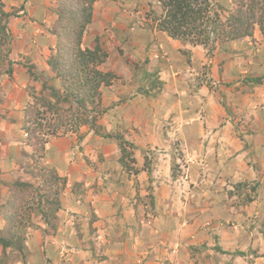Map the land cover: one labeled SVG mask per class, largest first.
Masks as SVG:
<instances>
[{
	"label": "rangeland",
	"instance_id": "1",
	"mask_svg": "<svg viewBox=\"0 0 264 264\" xmlns=\"http://www.w3.org/2000/svg\"><path fill=\"white\" fill-rule=\"evenodd\" d=\"M2 1L4 2L6 11H17L19 14L17 18L12 17L9 23L13 36L11 44L12 53L8 58H5V61L0 62V123H3L2 121L4 120L7 122L5 125L1 126L0 131L4 135L7 134L11 136V133L16 130L11 128L8 120L13 121L19 118L21 119L19 121L21 124L24 119V110L29 102L28 90L34 88L37 95L42 93L41 89L43 83L52 85L56 88L59 86V80L54 78L45 64V58L49 56V49L54 43L53 37L47 32L50 30L55 19V15H51L49 12L50 10L56 9V0ZM28 2H32V5H28ZM98 2L108 3L98 6L99 9H109V12H103L102 16L111 13V9L117 7L119 9L117 14L123 15L122 19H124V21L130 18L131 22L129 23L133 25L136 24L140 28H146L152 24L151 21L146 18V14L150 9L157 15H160L161 12L156 0H99ZM216 2L225 9V12L222 14V20H225L228 12L227 10L232 7L231 0H216ZM43 5L49 8V11H42V15H40L37 11L40 8L43 9ZM108 5H110L109 8ZM25 7L28 11L25 10ZM117 18L116 16L115 19ZM105 19L106 21H102V23H104L102 26L105 27L103 34H101V36H96V27L93 24L90 30H87L85 33V37H87L83 40V46L91 44V39L98 37L101 46L106 51L112 47L114 42L113 29H116V27L112 20V14L107 15ZM125 23L126 22L121 25ZM254 32L256 35L253 33L251 37L243 38L241 41L227 40L226 42L215 43L208 56H206L205 53L209 48L204 50L207 62L201 65L199 69L195 71L189 70L185 73L187 74V77L183 78L184 84L186 83V85H184L186 89L185 94L182 95L180 93L179 95L176 90L174 91V85L172 86L173 91L166 90L168 104H170V99L172 97H178L177 100L182 109L187 107L189 112H193V109L198 112H204L199 118V121H193L192 123L194 127L195 122H197V127L202 131L203 136L196 137L195 141H191V139L184 140L180 135L185 136L187 131L191 134L194 131L191 127L192 124L187 125V122L191 121H172L170 118L164 119L166 121H158V127L153 129L151 135L154 136L157 134L161 136V145H159L157 141L146 144L147 147L142 150V152H146L148 163L146 167L144 162L135 167V169L140 167V169H136V173H146V181L142 178L141 181L143 186L140 190H137V194L141 195V197L148 198V195L152 192L156 201L154 210H147L145 208L143 210L142 208L139 209V216L143 213L145 214L147 211L145 218L150 222H143V225L140 223V228L138 225L137 227L135 225L129 227L126 225L122 227L118 219H113L112 221H109L108 218L100 220L96 217L94 218V214L91 213L86 217L87 219L85 221L78 220L77 222L76 219H73V228L77 225L79 229H84L87 234L89 233V237L93 232H95V234H99V231L103 232L102 228L112 229L118 233H120L119 231L122 229H124V231L131 229L135 231L134 233L136 234L142 233V231H147L148 233L152 231V229L163 231L162 229L168 228L166 223L163 222L165 216L168 217L170 221L176 222H172V226L178 224L179 228L184 229L189 225L186 220L187 217H197V210L202 208L201 204L204 197H209L210 201L207 202H211L209 205H221V209H228L225 212H221L228 216V235H235L233 232H230L229 229L233 230L239 241L243 243L245 241L246 244L249 241L250 246L253 247L249 248L250 251H256V255L250 257L247 260L248 263H245L264 264V31L262 32L255 27ZM121 33L123 34V30ZM44 34H48L47 43L45 41L46 44L42 42V40H44V38H42ZM128 46V43H126L124 51L114 48L113 52L116 53V55L111 58L110 67L108 64L106 66L109 71L111 70L113 73H118L120 78H125L124 80L121 79L119 83L121 85L120 90H125V92L123 95L118 96L116 102L109 103V106L111 105L112 107H114L116 103L120 104L121 102H125L127 98L134 94L128 83L129 78L127 77L128 75L130 76L131 73L125 69L127 68L125 53H128ZM8 60L11 61V65L8 64ZM8 65H10L12 71L11 76L5 74ZM30 65H32L34 73H39V80L36 82L32 81L28 75L26 67ZM136 65L137 69L144 68V63H142V66ZM102 69L104 72L107 71L106 68ZM236 69L238 71L237 73L234 74L231 72ZM42 70L44 73H42ZM123 75L127 76L124 77ZM212 75H214V77ZM238 75H240V77L236 78ZM258 77L263 78L260 84L250 82L251 79ZM114 89L118 91L119 88L116 87ZM122 97H124V100ZM185 99L188 100L189 103L186 102ZM150 100L151 102L155 101L152 99ZM210 105H219L225 113L223 120L227 114L228 117L226 119L232 121H203L204 114L207 112V108ZM99 109L100 111L102 110V114L98 119L101 118L102 121H98V125L102 127L103 131L118 133L126 138V135L130 133L131 129H124L120 122L110 121L106 115H103L107 108L104 106V103L102 105L101 97ZM192 116L193 118L196 117L194 114ZM191 119L192 118H187V120ZM19 126H17L18 129ZM7 128H11L12 132L10 130L8 131ZM3 131H5V133H3ZM227 131L228 141L224 142L223 133ZM16 132L19 134L18 131ZM68 133H72L74 139L71 143L73 148L71 149L73 150L72 154L68 153V158H66L65 161V163L69 165V170L79 171L80 167H84L93 172L99 169L100 172L101 167L106 166H109L113 170L111 167L113 165L111 164H115L119 159H117L119 150L113 141L101 139L97 136L96 137L100 139L99 142L89 141L87 137L95 135L83 126L79 127L76 131H69ZM133 134L135 135L134 132ZM18 137L19 135L17 136V140ZM179 138L183 141H180ZM14 139H16V136ZM1 140H3V138L0 139V156H5L8 153L6 150L7 142L1 143ZM222 143H226L228 147L229 159L232 154L240 156V167L233 168L238 172H233V169H228V191H222L216 194V188L211 189L210 187H213L219 182L215 183L211 178L205 176L200 158L198 156L190 158V155L188 157L187 151L189 153L191 148H194L195 151L200 148L205 150L210 148L217 154L214 158L216 157L218 159L221 153L217 148L220 147ZM235 149L239 150L236 151ZM14 154L15 152L11 151L8 156H13ZM165 154L172 156L171 165L172 163L176 165L175 173L177 179L172 182L169 178L170 184L165 181L166 179L168 180L166 176L167 173L165 172L166 174L163 175L164 169L169 165L170 161V157H166ZM45 161L46 158L44 157L40 165L50 168ZM153 162L158 163L156 172L157 177L161 176L160 183L162 185H157L155 181H152L149 169ZM129 165V167H131L130 169H134V166L131 164ZM0 168H4L5 170L10 169V166L4 162V158H0ZM102 171L100 173H102ZM124 171L127 172V170L122 169V172ZM134 171L135 170H132V172ZM238 174L239 176L237 177ZM120 175L123 176L124 180L126 176L128 178L130 177L128 173H122ZM96 176L98 182L103 183L97 187V192H107L108 190H105V187H107V183L112 182L111 180L113 179L111 176H106V169L104 171V177H106V179L100 174H96L92 177ZM25 178L28 179V177L22 176V179ZM5 183L6 182L0 178V194L3 197L6 195V186H3ZM77 183L79 184L80 182L71 184V192L72 187ZM200 186H202V188H199ZM86 191L85 181H81L79 188L75 189L74 192L76 196L81 195L82 200L83 197L86 196ZM119 191H121L123 195H126L129 200L134 197V190L131 189L130 185L124 189L120 188ZM227 193L228 201L225 202H227L226 205H228V207L224 206L223 203ZM214 200L215 202L213 203ZM127 207L129 206L127 205ZM160 208L162 209V216L159 215L156 217L155 214H160V212H156L158 209L160 210ZM234 212L236 213L234 214L235 217H231ZM177 213L179 215H177ZM92 217L94 220L90 224V219ZM35 218L33 213L30 212L29 222H32V226L41 225L36 222ZM57 219H59V216H57ZM97 220V226L93 228V224ZM195 222L196 221H194V223ZM206 223L205 221L199 223L203 231H206V229H204ZM64 225H66L65 222H63V226ZM208 225L209 224H206L205 227H208ZM32 226L28 227V233L32 230ZM144 226H147V228ZM163 226L164 228H162ZM174 229L176 230V227ZM238 232L242 233V236L238 234ZM218 238V236H214L216 242L214 246H205L202 244L198 246L200 250L199 253L206 252L209 248L212 249H210L211 252L208 254L199 255L200 257L205 256V261H219L216 250H214L218 245ZM236 238L234 241H236ZM228 239V241H233L231 238ZM237 264L242 263L237 262Z\"/></svg>",
	"mask_w": 264,
	"mask_h": 264
},
{
	"label": "crops",
	"instance_id": "2",
	"mask_svg": "<svg viewBox=\"0 0 264 264\" xmlns=\"http://www.w3.org/2000/svg\"><path fill=\"white\" fill-rule=\"evenodd\" d=\"M100 4L108 3L96 2L94 5L93 24L96 27L95 30L97 36H101V34H103L105 27L102 26L104 25L102 21H106L105 17L107 18V15L112 14V20L115 24L114 26L116 27V29H113V45L108 49L109 57L107 58L106 63L100 66V69H107V64L110 67L111 58L116 55V53L113 52L114 48L121 46L122 43H128L129 59H125L127 62V68L125 69L132 74V77L131 74L130 76L123 75L124 77L127 76L129 78L128 83H130L133 78H136V72H133L131 67L132 63L137 60L147 61L146 69L149 71H156L157 73L155 76L163 83L162 88L160 89V95L151 96L149 98L140 94L131 96L127 98L125 102H121L120 104L116 103L114 107L111 105L109 106V103L116 102L118 100V96L124 94L125 90H120L121 85L119 83L121 79L124 80L125 78H120L119 74L115 73L117 77L116 82L102 89V105L104 103V106L107 108L103 115H106L110 121L120 122L124 129H131L130 133L126 135V138L124 136V138L134 145L132 155L134 163H131V165L134 166L135 169L137 165L144 162L142 150L147 147L146 144H151L152 142L157 141L159 142V145H161V136L157 134L154 136L151 135L153 129L158 127V121H166L164 119L170 118L172 121H191L187 122V125H191L193 121H199V118L203 115L204 112L202 113L201 111L198 112L193 109V112H189L187 107L182 109L178 103V97H172L170 99V104H168V99H166V96H168L166 90L173 91L172 86L174 85V91L176 90L179 95L180 93L182 95L185 94L186 89L184 88V85H186V83L184 84L183 79L187 77V74L185 73L189 70L195 71L199 69L201 65H204L207 62V59L204 55V51L200 47L182 46L180 43L168 38L162 32L144 30L136 24H130V18L127 19V21H124V19H122L123 15L117 14L119 11L117 7H113L110 11L111 13L102 16V13L108 11L109 9H99L98 6ZM28 5H32V2H28ZM109 6L110 5H108V8ZM43 7V9H38V14L42 15V11H49V8L44 5ZM25 9L28 11L26 7ZM49 13L53 15L52 12ZM116 16L118 17L117 19H115ZM124 22L126 23L121 25ZM122 30L123 34L121 33ZM47 33H49V31ZM254 35H256V33ZM42 38H44L42 42L45 43L48 39V34H44ZM182 49L190 51L189 64L180 53V50ZM107 71L109 70L107 69ZM231 72L235 74L238 71L236 69ZM42 73H44L43 70ZM35 74L39 76V73ZM212 76L214 77V75ZM239 77L240 75L236 76V78ZM116 87L119 88L118 91L114 89ZM122 99L124 100V97H122ZM150 99L155 101L151 102ZM185 101L189 103L188 100L185 99ZM193 114L196 115L195 118H193ZM224 115L225 113L219 105H210L207 108V112L204 114L203 121H232L230 119H226L228 117L227 114L223 120ZM187 118L192 119L187 120ZM20 120L21 119L19 118L13 121L8 120L11 128L18 131L19 134H17L16 131L12 132L11 128H7L8 131L10 130L12 132L11 136H8L7 134L4 135L0 131V139L3 138L1 143L7 142L6 150L8 152L5 156H0V158H4V162L10 166L9 170H5L4 168L3 170L0 168V178L4 182H11L10 180L13 178H18L22 175L25 176L22 169L29 163V149L23 146V135L17 128V126L20 125ZM98 121H102L101 118L98 119ZM2 122L3 123H0V128L7 123L5 120ZM191 127L194 129L192 134L187 131L185 136L180 135V137L184 140L191 139V141H195L196 137L203 136L202 131H200L197 127V122H195L194 127L193 124ZM3 133H5V131H3ZM18 135L19 137L17 140ZM15 136L16 139H14ZM223 136L224 142L228 141V131L223 133ZM88 139L89 141H96V143L100 140L96 136H88L87 140ZM73 140L72 133H68L51 138L46 145L45 162L48 163L50 168L55 169L60 177H66L67 184L66 188L60 195L61 208L57 214V216H59L57 230L55 233L50 234L49 237H46L43 240L41 235H39V232L32 231L30 233L27 242L29 252L27 264H237V262L246 264L245 258L232 257L228 254V248L229 251H234V249H238V244L244 245V247H246L247 244L245 241L244 243L239 241L237 239L238 237L235 236L236 233L234 231L230 232H233L235 235H228V216L221 213L227 211L228 209H221V205H209L211 204V202L207 203L210 201L209 197H204L201 204V207L204 208L197 210V217H187L186 220L189 225L184 229L179 228L178 224L172 226L173 223L176 222L170 221V219L165 216L163 222L166 223L168 228L162 229L163 231L152 229V231L148 233L147 231H142V233L136 234L134 233L135 231L131 229V231L129 229L127 231L122 229L119 231L120 233H118L112 229L102 228L103 232L99 231V234H95V232H93L89 237V233L87 234L84 229H79L77 225H75L74 229L72 226L73 219H76L77 222L78 220L85 221L87 219L86 217L91 213L94 214V218L96 217L100 220L106 218H108L109 221L118 219L119 222H121L122 225L120 224V226L122 227L126 225L127 227L134 225L137 227L138 225L140 228L141 224L143 225V222L148 220L145 218L147 211L145 214L143 213L139 216V209L142 208L143 210L145 208L147 210H154L156 201L154 198V208L152 209L148 205L144 206L137 200L138 198L143 200L145 199L144 197H141V195L137 194V190H140L143 186L141 181L142 178L146 181V173H136L132 172V170L122 172V167L118 162L111 164L113 166L110 165L113 170L109 166L101 167L100 172L103 170L102 173L99 172V169L93 172L85 169L84 167H80L79 171L69 170V165L65 163V161L66 158H68V153L72 154L73 150L71 149L73 148L71 143ZM179 140L183 141L181 138H179ZM217 149H219L221 153V156L219 157L220 159H217L216 157L214 158L217 154L210 148L207 150L200 148L196 151L194 148H191L189 153L187 151L188 157L190 155V158H194L195 156L200 158L203 166L202 168L205 171V176L211 178V180L215 183L219 182L213 187H210L211 189L216 188V194L218 192L228 191V169L231 170L238 166L240 167V156L232 154L229 159L228 147L226 143H222V145H220ZM11 151L15 152V154L13 156H8ZM165 156L168 158L170 157L169 159L171 161L170 155L168 156L165 154ZM119 157L120 154L117 159ZM170 161L169 165H167L163 172V175L167 173L166 176L168 177V180L166 179L165 181L168 184H170ZM157 165L158 163L155 162L150 165L151 178L152 181L157 183V185H162L160 183L161 176L157 177ZM105 169L106 176H111L113 180H111V183H107V187H105V190H108L107 192L98 193L97 187L103 183L98 182L97 176H92L100 174L104 177ZM136 169H140V167ZM233 172L238 171L233 169ZM122 173H128L130 174V177L128 178L126 176L124 180L123 176L120 175ZM238 176L239 174L237 177ZM104 179H106V177H104ZM22 180L24 182L29 181L26 178ZM81 181H85V188H87V191L85 192L86 196H84L82 200L81 195L76 196L71 192V184L76 182L81 183ZM128 185H130L131 189L134 190V197L130 200L126 195H123L121 191H119L120 188L124 189ZM199 188H202V186ZM151 195H153L152 192ZM225 201H228V193L223 202L224 206L228 207V205H226L227 202ZM214 202L215 200L213 203ZM127 205L129 207H127ZM161 211V208L160 210L158 209L156 212H160V214H155V216H162ZM232 214L233 215L231 217H235L234 214L236 213L234 212ZM177 215L179 214L177 213ZM194 221L196 222L194 223ZM201 221H205L207 222L206 224H209L208 227H205L206 224L204 225V229H206V231L201 229L202 227L199 225ZM63 222H65L66 225L63 226ZM97 222L98 220L93 224V228L97 226ZM149 222L150 221H148V223ZM224 223L227 224L224 225ZM144 227L147 228V226ZM175 227L176 230L174 229ZM162 228H164V226ZM238 234L242 236V233L238 232ZM34 235L37 238V243L34 242ZM214 236L219 237L217 244L221 251L226 252V254H221L216 251L219 261H205V256L200 257L199 255L208 254L212 249L209 248L206 252L199 253L200 250L198 245L205 243L204 245L206 246H214L216 244ZM228 238H231L233 241H228ZM235 238L236 241H234ZM239 248V251H243L242 247ZM46 260H49V262Z\"/></svg>",
	"mask_w": 264,
	"mask_h": 264
},
{
	"label": "trees",
	"instance_id": "3",
	"mask_svg": "<svg viewBox=\"0 0 264 264\" xmlns=\"http://www.w3.org/2000/svg\"><path fill=\"white\" fill-rule=\"evenodd\" d=\"M97 1L56 0V19L49 31L55 42L49 49L50 54L45 64L54 78L59 80V86L56 88L43 83L41 94L36 95L34 88L27 92L29 102L19 129L24 136L23 144L29 149V163L22 169L24 177H28L29 181L24 182L22 175L13 178L10 183L2 184L6 186V195L3 197L0 194V264H27L30 233L39 232L43 240L57 230L60 195L67 182L55 169L40 165L51 138L76 131L81 126L86 127L95 136L113 141L119 150L118 163L122 169L127 172L135 170L129 167V164L134 163V145L123 135L105 132L98 125V118L102 114L99 109L102 89L111 85L115 75L100 69V65L108 58V53L101 46L98 37L94 38L91 48L82 45ZM156 2L161 12L157 15L152 9L148 11L146 18L152 23L148 29L162 32L182 46H200L204 50L209 48L206 56L210 55L215 43L251 37L255 27L264 31V0H231L232 7L227 10L225 20H222L225 9L216 0ZM18 16L17 11H6L4 2L0 0V62L5 61L12 53L13 36L9 23L12 17ZM182 54L189 64L190 51L182 49ZM7 62L11 65L10 60ZM10 65L5 71L8 76L12 73ZM26 68L32 81L39 80L32 65ZM155 75L156 73L145 71L143 87H138V94L147 98L154 88L159 93L162 82L154 78ZM149 78H153V81H149ZM262 80L263 78L258 77L250 82L260 84ZM142 154L146 167L147 154L145 151ZM175 169L176 165L172 163V181L177 179ZM79 185L77 183L72 187L73 194ZM145 199L137 200L153 209V195L150 193ZM30 212L41 225L32 226V222H29ZM93 220L92 217L90 224ZM29 226L33 228L28 233ZM34 242L37 243L35 235ZM237 254L244 256V253Z\"/></svg>",
	"mask_w": 264,
	"mask_h": 264
},
{
	"label": "clouds",
	"instance_id": "4",
	"mask_svg": "<svg viewBox=\"0 0 264 264\" xmlns=\"http://www.w3.org/2000/svg\"><path fill=\"white\" fill-rule=\"evenodd\" d=\"M99 1V0H98ZM97 1V2H98ZM110 1V0H109ZM95 5V4H94ZM57 6V5H56ZM220 6H222V5H220ZM26 10V9H25ZM50 12H52V14L53 15H55V19H56V12H57V10L56 9H54V10H50ZM93 12H94V6H93ZM93 12H92V22H91V24L89 25V27L87 28V30H90V28H91V26L93 25ZM54 19V20H55ZM142 29H144V30H152V29H148V27H146V28H142ZM86 30V31H87ZM154 30V29H153ZM50 31V30H49ZM156 31V30H155ZM50 35V34H49ZM91 36V35H90ZM97 36V35H96ZM87 37V36H86ZM85 36H84V38H83V40L86 38ZM95 38V37H94ZM94 38L93 39H91V44H88V45H86V46H84V47H88V48H91L92 47V43H93V41H94ZM169 38V37H168ZM53 39H54V37H53ZM83 40H82V45H83ZM172 40V39H171ZM54 42H55V39H54ZM176 42H178V41H176ZM179 43V42H178ZM53 45H54V43H53ZM53 45L51 46V47H53ZM122 45H124L125 46V44H121V46H118L117 48L118 49H120L121 51H124V46H122ZM50 47V48H51ZM196 47H200V46H196ZM200 48H202V47H200ZM202 50L204 51V49L202 48ZM50 51V50H49ZM188 51V50H187ZM50 53V52H49ZM107 53H108V57H109V51H107ZM180 53H181V55L182 56H184L183 54H182V50H180ZM204 53H205V51H204ZM121 54H122V52H121ZM125 56H126V58L127 59H129V51H128V53H125ZM184 58H185V56H184ZM107 60V59H106ZM185 60H186V58H185ZM104 63H106V61L104 62ZM103 63V64H104ZM142 63H144V68H141V69H137V65L136 64H138L139 66H142ZM103 64H101V65H103ZM146 64H147V61H145V60H137L136 62H133L132 63V70H133V72H136V75H135V77L136 78H133L132 80H131V82L129 83V85H130V88L133 90V92H134V94H133V96H136V95H139L138 93H137V89H138V87H143L142 86V82L144 81V79H143V76H144V73H145V71L146 72H148V73H157L156 71H149V70H147L146 69ZM100 65V66H101ZM107 72V71H106ZM108 72H111V71H108ZM111 73H113V72H111ZM114 75H115V73H113ZM117 77H116V75H115V78H114V80L116 79ZM154 78H157L156 76H154ZM112 81V83H111V85L114 83V82H116V80L115 81ZM149 81H153V78H149ZM162 82V81H161ZM163 84V83H162ZM110 86V85H109ZM162 88V87H161ZM150 96L149 97H151V96H157V95H160V90H159V93L157 92V89L156 88H154L151 92H150ZM149 97H147V98H149ZM22 133V132H21ZM22 135H23V133H22ZM24 137V136H23ZM24 146V145H23ZM28 155H29V152H28ZM45 157V156H44ZM29 159V158H28ZM172 159H173V157L171 156V161H170V167H171V162H172ZM154 163V162H153ZM25 167V166H24ZM23 167V168H24ZM150 170V169H149ZM170 174H171V172H170ZM172 180V179H171ZM227 223H224V225H226ZM228 226V225H227ZM230 231H233V230H231V229H229ZM205 243H203L202 245H204ZM199 246V245H198ZM206 246V245H205ZM250 244H249V241H248V243H247V245H246V247H244V245H241V244H238V249H240L239 247H242L243 248V251H239L238 249H234V251H229V255H231L232 257H240V258H245L246 259V261L245 262H247V260L250 258V257H253V256H255L256 255V251H250V249L249 248H253L252 246H250ZM214 250H216V251H218V252H222L221 254H226V252H224V251H221V249H220V247L217 245V247H215V249ZM244 253V256H240L239 254H237V253ZM249 252H251V253H249ZM231 257V258H232Z\"/></svg>",
	"mask_w": 264,
	"mask_h": 264
}]
</instances>
